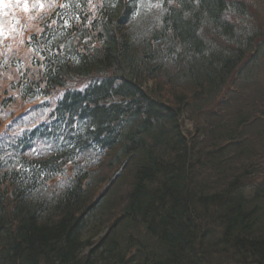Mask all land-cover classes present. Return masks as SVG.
<instances>
[{"label": "trees", "instance_id": "16d2710c", "mask_svg": "<svg viewBox=\"0 0 264 264\" xmlns=\"http://www.w3.org/2000/svg\"><path fill=\"white\" fill-rule=\"evenodd\" d=\"M24 2L0 127L63 92L0 139V264H264V83L246 89L264 47L245 0L0 9Z\"/></svg>", "mask_w": 264, "mask_h": 264}, {"label": "rangeland", "instance_id": "374dc122", "mask_svg": "<svg viewBox=\"0 0 264 264\" xmlns=\"http://www.w3.org/2000/svg\"><path fill=\"white\" fill-rule=\"evenodd\" d=\"M245 2L248 4V10H249V15L251 18V23L255 28H261L262 32L260 37L262 38L261 40L263 41L261 46L264 47V0H245ZM23 5L18 7V5L16 4V8H19V11L21 12H17V15H15L14 11H12L10 8L9 9H0V38H8L7 41L5 42V45L8 44L10 38L13 39V41L10 42L8 48L6 51L3 50V47H1L0 44V52H2V54L0 55V62L6 58L4 57V54H6V52H10L8 54L12 55V52L15 51L16 54H18L20 52V45H18L19 39L18 36L21 37V39H23L24 37L21 36L20 33V27H18L20 24V22L15 21L13 19H19L22 23L26 22L27 25H29L30 23V17L28 16L27 12L24 9V3H22ZM142 6H145L146 8L151 7V5H155L154 0H141L140 3ZM12 8V7H11ZM31 5L28 6L27 11L29 10L31 12ZM257 12L258 18H254L253 14ZM24 14L27 17H25L23 20L20 18V16ZM31 14V13H30ZM32 17H34V14H32ZM31 17V18H32ZM14 21V22H13ZM254 21L257 22V24L254 23ZM30 26V25H29ZM4 45L5 49L6 46ZM14 48H12V47ZM16 48V49H15ZM15 49V50H14ZM15 55V54H14ZM13 56V55H12ZM11 57V56H10ZM8 60V58H7ZM9 61V60H8ZM260 63V64H259ZM259 64V65H258ZM11 70V69H10ZM14 77V72L10 71V72H4L3 69H1V65H0V96L2 95V93H4V88H6L7 83L10 82V80ZM246 78H249L251 80V82H249L246 85V89H249L251 87V83L255 80L257 82H259V84L264 83V50H263V54L260 57V60L258 61V63L251 67V73L246 75ZM93 80V78L90 79H79L76 82H72L68 84V88H75V87H83L86 86L87 84H89L91 81ZM79 84V85H76ZM237 84V83H235ZM63 90L59 89L57 92H55L54 94H52L51 96H48L47 98H38L37 103L35 104H23V103H13L10 104L6 110L5 113L7 112V114L2 116V121H1V127H0V139H6L9 136H15L17 135V130H16V124L19 125H26L28 120L33 119V122H35L34 124L45 120L49 113L51 112L50 109H42V102L49 101L51 104H54L56 102V98H58V96H60L62 94ZM8 96V95H7ZM222 96V95H221ZM1 99V98H0ZM3 99V98H2ZM42 103V104H41ZM37 104V108L40 109V111H37L36 113H34L29 117L30 115V110L32 108V106ZM223 105V103H222ZM221 105V109H226L227 107H229V105H226V103L224 104V106ZM214 108H218V106H214ZM191 108L188 109V115H191ZM22 118H29L27 120H24V122H20V119ZM191 120L190 119H186V125H190ZM34 124H29L27 125L26 128H30L31 126H34ZM6 127L8 128V130L5 131ZM6 132L5 134L3 132ZM52 182V181H51Z\"/></svg>", "mask_w": 264, "mask_h": 264}, {"label": "snow or ice", "instance_id": "6c2138e0", "mask_svg": "<svg viewBox=\"0 0 264 264\" xmlns=\"http://www.w3.org/2000/svg\"><path fill=\"white\" fill-rule=\"evenodd\" d=\"M4 2V0H0V3H3ZM169 2H171V0H169ZM153 7H160V4H156V5H152ZM24 9H25V11H27V9H28V5H27V3L25 2V4H24Z\"/></svg>", "mask_w": 264, "mask_h": 264}]
</instances>
